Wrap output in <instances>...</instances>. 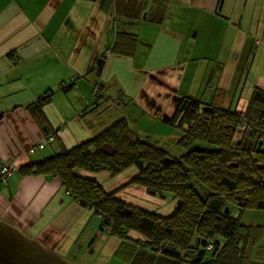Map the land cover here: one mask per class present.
Segmentation results:
<instances>
[{
    "label": "crops",
    "instance_id": "crops-1",
    "mask_svg": "<svg viewBox=\"0 0 264 264\" xmlns=\"http://www.w3.org/2000/svg\"><path fill=\"white\" fill-rule=\"evenodd\" d=\"M120 32L136 36L133 55L111 49ZM257 87L264 89V0H0V159L14 167L12 179L0 182L16 204L1 215L75 264L122 261L115 255L121 238L102 230L101 220L88 229L89 209L59 178L19 168L58 151L56 142L38 147L49 134L72 148L122 118L148 141L178 140L182 130L169 121L183 97L243 113ZM49 89L46 126L27 105ZM130 168L78 174L108 192L121 188L119 199L142 206L153 193L122 188L138 172ZM176 205L174 197L169 209Z\"/></svg>",
    "mask_w": 264,
    "mask_h": 264
},
{
    "label": "trees",
    "instance_id": "trees-1",
    "mask_svg": "<svg viewBox=\"0 0 264 264\" xmlns=\"http://www.w3.org/2000/svg\"><path fill=\"white\" fill-rule=\"evenodd\" d=\"M136 41L135 35L120 32L111 49L133 55ZM54 92L49 89L27 105L46 126L43 107ZM219 103L182 98L169 121L182 130L178 144L188 148L179 157H168L166 149L144 139L122 118L72 148L54 136L58 151L29 161L19 172L59 178L83 208L100 217L102 230L121 238L115 255L129 264H264V245L255 248L262 238L261 226L243 224L231 211L233 207L242 212L264 209V89H254L243 113ZM242 125L250 130V146L245 143L247 134L234 140ZM132 166L138 172L122 188L139 184L153 194L172 193L177 205L171 214L163 216L127 203L116 196L121 188L108 192L97 180L78 174L84 169L115 176ZM190 175L210 194L202 197ZM131 231L145 239L131 238Z\"/></svg>",
    "mask_w": 264,
    "mask_h": 264
},
{
    "label": "rangeland",
    "instance_id": "rangeland-1",
    "mask_svg": "<svg viewBox=\"0 0 264 264\" xmlns=\"http://www.w3.org/2000/svg\"><path fill=\"white\" fill-rule=\"evenodd\" d=\"M245 126V125H244ZM242 128V126L238 127V129ZM238 132V130H237ZM236 132V134H237ZM246 132V136H250V130L245 128L243 129V135ZM55 136V135H54ZM144 136V135H143ZM244 138L245 140H247L245 143L248 144V146H250L251 144V139L249 138ZM145 138V136H144ZM236 135H235V142H237ZM156 144H160L161 146H163L166 151L168 152V157L170 158H176L179 157L183 154H185L188 150V148L181 146L180 144H178V140H169L167 142H160L157 141ZM205 144V143H203ZM264 147V145H262ZM131 168H128L127 170H124L121 173H128L130 171ZM124 175V174H121ZM12 179V178H11ZM190 183L194 185V187L197 189V191L200 193V195L202 197H206L208 194H210L211 190L202 182L198 181L193 175H190L189 177ZM139 185V184H137ZM3 187H5V184L0 182V218L3 220H7V218L5 216H2L4 214L1 215L2 212H5L6 214H8L9 211L13 210L16 208V204L15 202H11L9 200L8 194L6 192L3 191ZM126 187V186H125ZM150 196L152 197L151 199H149V201H147V203H143L142 202V206H139L143 209H146L148 211H152L155 212L157 214L163 215V216H167L169 214H171L172 210L169 209L170 203L174 200V196L172 193L167 192L165 197H162L161 194L159 193H155V194H150ZM129 203V202H128ZM9 204H12L9 205ZM133 204V203H131ZM135 205V204H133ZM138 206V205H136ZM89 211V212H88ZM86 210L85 211V220L84 223L88 224L87 228L91 229L93 231H95L100 224V217L94 213L93 210ZM232 214L234 216H239L241 223L243 224H248V225H258L261 226L262 229V238L261 240L258 242V244L255 246V248L257 249L259 246L264 245V209L262 210H256V209H247L245 211H240L238 208L233 207L231 209ZM98 234H100V231L98 232ZM139 235V234H138ZM140 237H142L141 235H139ZM139 240H144L145 238H137ZM138 251V250H137ZM128 260V259H127ZM122 258L121 260H116V262H114L115 264H129V262ZM72 264H75L73 261H70ZM86 264H88V262H86Z\"/></svg>",
    "mask_w": 264,
    "mask_h": 264
},
{
    "label": "water",
    "instance_id": "water-1",
    "mask_svg": "<svg viewBox=\"0 0 264 264\" xmlns=\"http://www.w3.org/2000/svg\"><path fill=\"white\" fill-rule=\"evenodd\" d=\"M228 212V207L226 208ZM206 241L203 242V245ZM0 264H71L57 251L0 218Z\"/></svg>",
    "mask_w": 264,
    "mask_h": 264
},
{
    "label": "built area",
    "instance_id": "built-area-1",
    "mask_svg": "<svg viewBox=\"0 0 264 264\" xmlns=\"http://www.w3.org/2000/svg\"><path fill=\"white\" fill-rule=\"evenodd\" d=\"M54 141V135L53 134H49L46 136L44 141H41L38 144V147L43 148L46 146L47 143H52ZM35 148H31V152L34 151ZM14 172V167L13 165L8 162V161H4L0 159V180L4 181V182H8ZM211 246V245H210Z\"/></svg>",
    "mask_w": 264,
    "mask_h": 264
}]
</instances>
